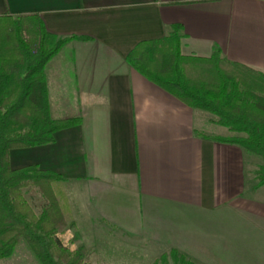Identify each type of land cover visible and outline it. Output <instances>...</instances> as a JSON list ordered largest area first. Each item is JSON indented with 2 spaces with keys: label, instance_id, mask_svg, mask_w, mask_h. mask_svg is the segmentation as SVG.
<instances>
[{
  "label": "crops",
  "instance_id": "1",
  "mask_svg": "<svg viewBox=\"0 0 264 264\" xmlns=\"http://www.w3.org/2000/svg\"><path fill=\"white\" fill-rule=\"evenodd\" d=\"M32 13L57 36L90 37L66 42L44 66L51 117L80 123L54 132L51 143L9 150V167L59 174L72 220L128 239L149 236V251L264 264V180L256 178L264 160L205 138L241 134L124 59L136 42L177 24L182 55L217 48L264 74V0H0V15ZM198 216L202 231L178 223Z\"/></svg>",
  "mask_w": 264,
  "mask_h": 264
},
{
  "label": "trees",
  "instance_id": "2",
  "mask_svg": "<svg viewBox=\"0 0 264 264\" xmlns=\"http://www.w3.org/2000/svg\"><path fill=\"white\" fill-rule=\"evenodd\" d=\"M87 39L57 36L35 13L0 15V259L22 239L37 264H89L82 248L69 250L54 238L69 214L61 176L35 165L11 169L8 161L9 150L51 143L54 132L80 123L79 117H51L44 66L66 42ZM179 39L174 24L164 36L136 42L124 59L185 105L241 134L205 138L235 143L264 160V74L222 58L217 48L208 57L182 55ZM28 184L46 200L38 214L21 192ZM177 262L192 264L182 257Z\"/></svg>",
  "mask_w": 264,
  "mask_h": 264
},
{
  "label": "rangeland",
  "instance_id": "3",
  "mask_svg": "<svg viewBox=\"0 0 264 264\" xmlns=\"http://www.w3.org/2000/svg\"><path fill=\"white\" fill-rule=\"evenodd\" d=\"M256 178L260 181L264 180V167L258 168ZM21 192L33 212L38 214L46 204L45 198L31 184L24 186ZM178 223L189 225L191 229L194 228L198 231L203 230V222L199 216L194 218L191 224L186 218L178 219ZM54 238L60 245L69 250H75L78 247L82 248L83 259L91 262V264H177L180 257L184 261H189L177 250H173L175 252V261H173L171 250L165 249L171 243L170 239L167 245L161 246L165 250L149 251L148 245L152 244L149 236L141 240L128 239L125 236L112 234L97 226V224H92L86 220H72L69 214L65 221V228L57 231L54 234ZM5 258L7 259L1 261L0 264H37L22 239L16 243L12 253ZM215 261L218 262L216 259L199 258V260H193L192 262L194 264H213L217 263Z\"/></svg>",
  "mask_w": 264,
  "mask_h": 264
}]
</instances>
